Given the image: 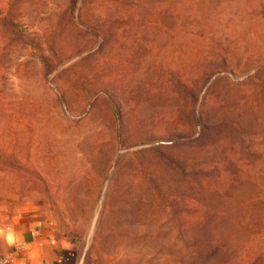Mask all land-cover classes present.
Listing matches in <instances>:
<instances>
[{
	"label": "rangeland",
	"instance_id": "rangeland-1",
	"mask_svg": "<svg viewBox=\"0 0 264 264\" xmlns=\"http://www.w3.org/2000/svg\"><path fill=\"white\" fill-rule=\"evenodd\" d=\"M259 190L264 0H0V197L83 264H264Z\"/></svg>",
	"mask_w": 264,
	"mask_h": 264
},
{
	"label": "crops",
	"instance_id": "crops-1",
	"mask_svg": "<svg viewBox=\"0 0 264 264\" xmlns=\"http://www.w3.org/2000/svg\"><path fill=\"white\" fill-rule=\"evenodd\" d=\"M255 185L259 187L257 180ZM258 194L264 196L263 190H259ZM6 203L0 197V228L7 231L11 227L21 239L9 244L0 235V264H17L21 260L23 264H83L81 248L58 237L45 212L25 207L11 208ZM260 235V232L257 233V240L260 237L264 240V233ZM32 252H35L34 256L30 255ZM256 255V258H264V243Z\"/></svg>",
	"mask_w": 264,
	"mask_h": 264
},
{
	"label": "clouds",
	"instance_id": "clouds-1",
	"mask_svg": "<svg viewBox=\"0 0 264 264\" xmlns=\"http://www.w3.org/2000/svg\"><path fill=\"white\" fill-rule=\"evenodd\" d=\"M0 235H2L9 244H14L16 241L21 239L20 234L16 233L11 227H9L7 231L0 228ZM30 255L34 256L35 252L30 253ZM17 264H23V261H18Z\"/></svg>",
	"mask_w": 264,
	"mask_h": 264
}]
</instances>
